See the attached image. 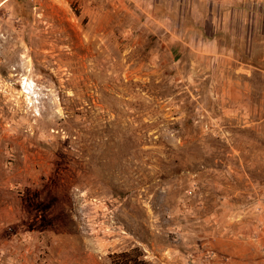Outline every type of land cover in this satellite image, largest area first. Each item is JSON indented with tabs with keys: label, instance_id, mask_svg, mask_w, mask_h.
<instances>
[{
	"label": "rangeland",
	"instance_id": "rangeland-1",
	"mask_svg": "<svg viewBox=\"0 0 264 264\" xmlns=\"http://www.w3.org/2000/svg\"><path fill=\"white\" fill-rule=\"evenodd\" d=\"M0 264H264V0H0Z\"/></svg>",
	"mask_w": 264,
	"mask_h": 264
}]
</instances>
